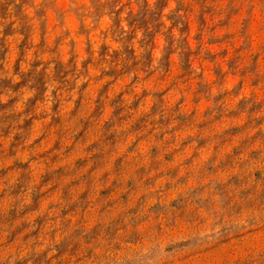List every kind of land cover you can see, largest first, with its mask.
Wrapping results in <instances>:
<instances>
[{
    "label": "rangeland",
    "instance_id": "obj_1",
    "mask_svg": "<svg viewBox=\"0 0 264 264\" xmlns=\"http://www.w3.org/2000/svg\"><path fill=\"white\" fill-rule=\"evenodd\" d=\"M0 264H264V0H0Z\"/></svg>",
    "mask_w": 264,
    "mask_h": 264
},
{
    "label": "clouds",
    "instance_id": "obj_2",
    "mask_svg": "<svg viewBox=\"0 0 264 264\" xmlns=\"http://www.w3.org/2000/svg\"><path fill=\"white\" fill-rule=\"evenodd\" d=\"M29 95H30V94H29ZM69 96H71V94H69ZM48 99H49V101H51V100H52V97L49 96Z\"/></svg>",
    "mask_w": 264,
    "mask_h": 264
}]
</instances>
